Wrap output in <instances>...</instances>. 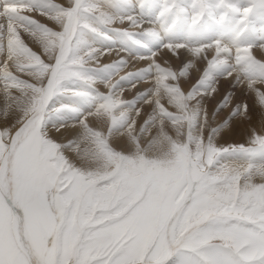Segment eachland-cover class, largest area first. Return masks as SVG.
<instances>
[{
    "label": "snow or ice",
    "instance_id": "6c2138e0",
    "mask_svg": "<svg viewBox=\"0 0 264 264\" xmlns=\"http://www.w3.org/2000/svg\"><path fill=\"white\" fill-rule=\"evenodd\" d=\"M0 264H264V0H0Z\"/></svg>",
    "mask_w": 264,
    "mask_h": 264
},
{
    "label": "rangeland",
    "instance_id": "374dc122",
    "mask_svg": "<svg viewBox=\"0 0 264 264\" xmlns=\"http://www.w3.org/2000/svg\"><path fill=\"white\" fill-rule=\"evenodd\" d=\"M229 142H233V141H229ZM239 142H242V141H239Z\"/></svg>",
    "mask_w": 264,
    "mask_h": 264
}]
</instances>
